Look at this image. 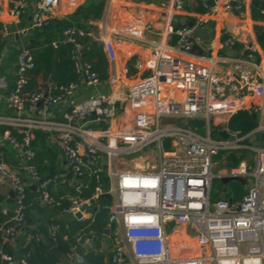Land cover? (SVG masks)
Wrapping results in <instances>:
<instances>
[{"label": "built area", "instance_id": "obj_1", "mask_svg": "<svg viewBox=\"0 0 264 264\" xmlns=\"http://www.w3.org/2000/svg\"><path fill=\"white\" fill-rule=\"evenodd\" d=\"M58 1L37 0L31 27L50 25ZM27 3L28 0H17L13 16L17 18L23 13ZM107 6L106 16L96 26L107 61L105 83L110 90L79 102L70 101L58 119L51 109L74 84L65 87L48 79L38 92H24L27 73L35 65L29 48L21 46L17 54L12 84L1 72L0 53V97L14 112L0 115V124L16 132L14 135L5 132L3 139L24 159L29 178L27 182L18 168L8 166L0 151V178L13 192L12 208L2 209L4 215L11 212L1 227L3 240L13 243L23 227L27 187L34 184L36 189L41 187L36 199L40 204L73 217L76 212L90 213L93 201L108 193L111 200L107 228L112 239L111 261L115 264H264V148L243 147L254 152V168L250 169L246 160L241 159L218 175L243 177L244 186L251 182L238 200L231 201L222 194L210 200L215 176L213 157L221 151L228 155L242 148L239 141L251 135L239 136L229 130V118L240 109L256 115H262L264 110L259 102L264 98V67L251 59L255 46H247V57L232 59L227 72H216V56L192 54L195 44L192 28L169 22L170 13L182 7L181 0H175L169 6L165 4L166 10L160 17L165 28L155 30L158 38L152 41L150 49L134 59L135 72L129 74L126 62L132 56L127 54L121 38L111 37L118 34L109 22L116 16V9L112 8V0H108ZM240 6V0H212V4L204 0L203 12L194 24L203 25L211 17L212 32ZM135 16L126 23L134 31L155 29L153 21H143L140 12L136 11ZM87 35L85 28L68 26L60 38L52 40V45L70 42V56L81 82L94 87L101 82L81 55L83 38ZM234 43L233 36L221 42L226 47ZM167 119L183 122L177 125L166 122ZM196 120L202 121L200 129L192 123ZM213 123L219 124L230 137L220 138ZM37 130L47 133V143L63 154L75 176L94 177L98 181L104 173L106 184H98L90 198L50 195L44 185L66 179L55 174L40 183L31 144ZM151 144L157 146L158 153L143 154ZM81 185L75 182V192L80 191ZM58 231V223L49 224L52 245ZM32 238L40 239L28 233L25 242ZM79 240L90 243L92 238L79 235ZM75 253L72 248L65 255L74 258ZM1 260L3 264H28L26 252L19 256L2 253Z\"/></svg>", "mask_w": 264, "mask_h": 264}, {"label": "crops", "instance_id": "obj_2", "mask_svg": "<svg viewBox=\"0 0 264 264\" xmlns=\"http://www.w3.org/2000/svg\"><path fill=\"white\" fill-rule=\"evenodd\" d=\"M16 1L17 0H0V53L3 57L1 72L10 84L14 82L15 65L17 60L13 59V56L14 54L15 56L18 54L21 46H25V42L27 41L30 31L33 29V27H31V19L34 6L37 2V0H28L26 9L16 18L12 14V10ZM174 1L175 0H112V8L116 9V16L109 22L112 26H114V28H116L118 34H111V37L121 38L124 41L125 49L128 51L127 54L129 55L130 53L129 56H132V58L135 59L136 57L141 56L144 52L151 48L152 41H155L158 38L155 34V30L157 28H165L164 23H162L160 20V17L162 16L163 11L166 10L165 4L169 6V3ZM203 1L204 0H181V9H175L170 13L169 22L174 26H184L187 25V22L189 21H193L195 23L198 20V16H200L203 12ZM99 2L103 3L99 16L96 17L92 12L91 15L86 14L87 6L90 4H97ZM240 2L241 6L239 10L233 11L232 13L226 15L225 22L222 25L220 24V28H218L219 30L216 28L217 26L214 27L211 32L212 43L210 47L203 53V55L213 54L218 58L215 66V71L218 73L227 72L232 59L247 57L249 52L247 49L248 45L255 46V51L251 56L252 58H250L253 59L254 62L258 63L261 67H264V49L259 46L255 36V27L257 25L264 26V20L252 19L250 13L251 0H240ZM107 3L108 0H90L89 3H77L74 0H59L53 8L52 21L54 20L58 23L62 22L65 26L63 29L68 26L80 25L77 27L85 28L89 33L87 36L99 43L100 30L97 28L96 23L106 16L108 12ZM112 8L110 6L111 10H113ZM136 11L140 12L143 21H153L155 29L152 31L139 33L137 29L134 31L133 26H129L132 28L131 30L126 25V23H129V20H131L133 17H136ZM112 12H115V10ZM203 24H207L211 29V27L214 26V21L210 17L207 22ZM226 25L227 29L225 28ZM221 28L222 30H220ZM21 29H23V31H21ZM227 36H233L235 38V43L232 47H226L221 44L223 39H225ZM192 54L194 56H198V54L194 52H192ZM84 89L85 87H82L79 84H74L71 86L68 89L65 98L59 104H57V106L51 109V114L57 119L60 118L62 111L68 107L70 101L75 102V100L84 96ZM109 90L110 87L105 83V81H103L93 87L94 92L91 95L107 94ZM259 102L262 104V107H264V98H262ZM13 114L14 112L5 106L2 98L0 97V115L7 116ZM255 121L257 126L251 135L257 131L264 132V110H262V115L259 113L256 115ZM53 149L57 157V174L66 176L67 182L61 185H56V182L49 183H53L51 190L54 193H58V191L60 192L57 197H63L64 199H67L71 196H74L72 192H75L74 185L78 180V177L72 173L70 167L66 164L63 154L57 148L53 147ZM0 151L3 161L8 166L18 168L23 176V179L29 182L28 174L25 170L26 163L24 159L15 151V149L7 140L3 139V134H0ZM43 163H47L45 159L42 161V164ZM42 164L41 162H38L36 165L39 167ZM49 183H46L44 186L48 185ZM34 190H36V188ZM10 191L11 190L8 188L6 183L0 178L1 213L3 208L11 209L13 206V201H9ZM39 206V210L36 209L32 211V216L28 218L29 222H25L23 227L17 232L14 242L11 244L7 243L6 247L1 246L0 264L3 263L1 260L2 253H7L9 251V253L14 256H19L25 253L21 250L26 245L25 236L28 234L27 232L29 230H34L36 232L35 234L39 236V240L48 245L50 248L52 243L50 240L48 227L49 224L52 223L51 221L53 219L60 220L73 217L70 215H61L58 213V210L51 209L43 204H39ZM89 216H91V212H86L81 215L80 219ZM104 229H107V231L103 230L102 234L96 236L99 245L97 251L103 252L105 254H111V235L107 227ZM64 239H67L66 236H64ZM3 241L6 243L5 240ZM91 241H93V239ZM78 245L79 246L74 251H80L81 254L90 249H95L97 246L96 243L92 244L91 242ZM79 258L80 256L76 258L74 257V261L71 264H79Z\"/></svg>", "mask_w": 264, "mask_h": 264}, {"label": "trees", "instance_id": "obj_3", "mask_svg": "<svg viewBox=\"0 0 264 264\" xmlns=\"http://www.w3.org/2000/svg\"><path fill=\"white\" fill-rule=\"evenodd\" d=\"M102 2L97 4H90L86 7V14L91 15V12L95 16H99L102 9ZM251 17L254 20H264V0H251L250 4ZM80 26V25H77ZM65 26L62 22L52 21L50 25L43 27H33L30 34L25 42V46L29 48L35 65L34 68L29 70L27 73V81L23 89L24 92L34 93L38 92L48 81L53 80L56 84L68 87L72 84H82L78 73L75 70L74 62L71 59L70 51L72 50V44L70 42L59 43L56 47L52 45V40L62 36V29ZM255 36L259 46L264 49V26L257 25L255 27ZM82 59H85L90 64V70L94 72L100 82H103L107 78V61L105 54L99 43L92 40L89 36L83 38L82 48ZM134 58H131L127 62L129 68V74H133L132 63ZM13 82V80H12ZM193 124H197L199 129L202 125V121H192ZM257 126L255 120L252 119L250 113L246 109L238 110L232 115L228 122L227 127L229 130L236 132L239 136H244L253 131ZM8 132L9 134H16L14 129L6 125L0 124V134ZM254 134H264V132L257 131ZM251 136V135H249ZM249 136L245 137L248 138ZM32 146L35 149L34 163L37 164L45 159L46 164L43 163L41 166H37L38 172L41 176L40 183L51 178L57 174V157L52 146L47 143V133L40 130L35 131V139L32 141ZM242 151L237 149L231 151L227 155V161L229 166L236 165L241 159L242 154L237 155L238 152ZM45 172V173H44ZM66 181H56V185H61L67 182V177L64 176ZM77 182H81L79 192H72L74 195L81 196L83 198H90L94 188L98 184H106L107 178L104 173L100 174V179L96 181L94 177H81L78 178ZM224 187V196L231 198V201L238 200L244 193L243 184L240 182H233L230 188L232 195H227L225 189L228 187V183L223 185L220 180L217 181ZM53 183H49L44 186V189L54 197L59 195L54 193L52 189ZM41 187L36 190H32L30 186L27 187V197L25 200V222H29L28 218L32 216V211L37 208L34 203L37 199ZM68 189V188H67ZM222 193H214L211 184L210 200L213 201L218 199ZM58 198V197H57ZM110 202L104 197H98L93 201V207L91 208V216L76 219L66 218L56 220L53 219L51 222L59 224V231L56 236L55 245L62 253L66 254L74 248L79 246L77 237L79 235H90L93 241L97 244L95 249L85 251L80 255L79 264H115L111 261V254H105L97 251L98 239L96 236L103 233L104 228L107 227V218L109 213ZM95 207V209H93ZM11 212L3 215L0 212V248L6 247L7 242L3 241L1 227L5 226V220L9 218ZM33 223V222H31ZM41 228V226H40ZM27 233L32 236L36 235L34 230H29ZM66 236L67 239H64ZM49 247L40 240L35 238L30 239L21 251L27 253L28 264H60L57 257L53 253L48 252ZM9 253V251L7 252ZM3 264V263H2Z\"/></svg>", "mask_w": 264, "mask_h": 264}, {"label": "rangeland", "instance_id": "obj_4", "mask_svg": "<svg viewBox=\"0 0 264 264\" xmlns=\"http://www.w3.org/2000/svg\"><path fill=\"white\" fill-rule=\"evenodd\" d=\"M90 0H83L82 2H86L89 3ZM98 1V0H97ZM100 1V0H99ZM13 59H17V54L15 56H13ZM148 73H146L145 75H147ZM80 86L85 87L84 89V96L78 98L77 100H75V102H79L82 101L83 99L89 97L91 94H93V87H88L85 84H80ZM120 111L118 110L117 113H119ZM166 122L168 123H175L177 125L182 124L183 120L181 119H167ZM188 123L190 121H187ZM201 133H203L202 131H200ZM212 136L215 137V132L213 131ZM239 144L242 146V148H240L242 151L238 152L237 155L242 154V159H245L246 162L248 163V165H250V169L254 168V152L252 150H250L249 148H243V147H251V148H264V134L258 135V134H252L251 136H249L246 139L240 140ZM152 152H156L158 153V148L156 145L151 144L149 146H147L144 149L143 154L145 153H152ZM141 154V153H140ZM137 154H134L133 156H136ZM223 155H225V157L223 158ZM213 162H214V166H213V174L215 175L213 177L212 180V189L214 193H222L224 191V187L221 184H218V180H220V177L218 176L219 174L225 172L229 165H228V161H227V155L226 152L221 151L217 156L213 157ZM156 161H158V157L156 158ZM128 163H132L130 160L127 159ZM252 179V178H250ZM235 181H229L228 183V187L225 189V193H227V195H231V186L232 183ZM250 181L243 187L244 192L248 189V187L250 186ZM213 201V199H212Z\"/></svg>", "mask_w": 264, "mask_h": 264}, {"label": "water", "instance_id": "obj_5", "mask_svg": "<svg viewBox=\"0 0 264 264\" xmlns=\"http://www.w3.org/2000/svg\"><path fill=\"white\" fill-rule=\"evenodd\" d=\"M207 3L212 4V0H207ZM187 26L192 28L193 33L195 35V44L192 47V52L198 54V55H202L204 53V51H206L211 43H212V36H211V29L209 28V26L207 24H203V25H198V24H194L193 21H189L187 22ZM236 80L241 83V79L238 76H235ZM40 102H37L36 106H39ZM49 110V109H48ZM252 117L253 120L256 119V113L254 112H250L248 111ZM213 127L215 129H217V135L220 138H229L230 136L228 135V133L225 130H222L220 125L217 123H213ZM255 130L251 131L250 133H253ZM103 160H105V157H103ZM105 167V166H104ZM220 181L222 184H227L229 181H235V182H240L243 183L244 179L243 177L240 176H224V177H220ZM30 188L32 190L35 189V185L31 184L29 185ZM103 190H105V187H103ZM222 195H224V193H222ZM101 197H104L105 199H107L108 201L111 200V197L108 193L104 192L101 194ZM13 198V192L10 191L9 193V201H11ZM39 201L36 200L34 203V206L39 210ZM95 209V207L93 208ZM81 211L83 210V208L80 209ZM74 217L76 219H80L81 218V212H76L74 214ZM104 231H107V229H104ZM92 244H95L94 241H91ZM78 244L83 245V240H79ZM49 253H53L60 264H71L74 261V258H68L64 253H62L61 251H59V249L57 248L56 245H52L49 250ZM75 258L81 255L80 251H76L75 253Z\"/></svg>", "mask_w": 264, "mask_h": 264}]
</instances>
